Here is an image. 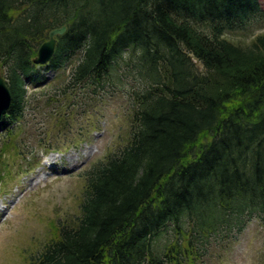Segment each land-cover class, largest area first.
<instances>
[{
	"label": "trees",
	"instance_id": "trees-1",
	"mask_svg": "<svg viewBox=\"0 0 264 264\" xmlns=\"http://www.w3.org/2000/svg\"><path fill=\"white\" fill-rule=\"evenodd\" d=\"M259 11V0H0V73L12 96L0 155L21 154L29 86L45 67L33 58L56 27L67 30L46 68L79 62L44 93L48 109L59 106L49 130L95 114L108 88L130 105L125 143L81 171L78 212L29 264H197L212 239L264 221V33L226 36ZM86 88L93 96L74 99ZM84 127L42 150L78 145ZM9 175L0 162V184Z\"/></svg>",
	"mask_w": 264,
	"mask_h": 264
},
{
	"label": "rangeland",
	"instance_id": "rangeland-1",
	"mask_svg": "<svg viewBox=\"0 0 264 264\" xmlns=\"http://www.w3.org/2000/svg\"><path fill=\"white\" fill-rule=\"evenodd\" d=\"M259 1L261 12L248 24L228 30L227 37L248 43L264 33V0ZM78 56L66 60L59 69L41 68L43 81L39 86H29L27 100L31 115L27 116V126L18 138L21 154L33 147L27 154V161L20 153L0 155V162L9 165L10 170V175L0 184V206L5 207V211L0 210V264H29L31 254L50 240L56 224L78 212L84 185L81 171L123 145L129 133V100L123 92L113 88L107 89L103 100L96 101L99 106L95 114L77 115L71 130L61 126L49 130L48 126H53L50 115L55 113L49 111L59 106L51 101L52 108L48 109L47 96L53 94L56 86L52 85L67 82L79 62ZM89 96H93L92 91L86 88L79 90L74 99ZM81 125H88L90 133L78 145L59 152L42 150L41 143L65 144L66 134L77 136ZM2 137L3 134L0 135V149ZM37 139L40 140L37 142ZM245 221L242 231H231L227 234L229 238L212 239L206 255L197 264H264V221L259 217Z\"/></svg>",
	"mask_w": 264,
	"mask_h": 264
},
{
	"label": "water",
	"instance_id": "water-1",
	"mask_svg": "<svg viewBox=\"0 0 264 264\" xmlns=\"http://www.w3.org/2000/svg\"><path fill=\"white\" fill-rule=\"evenodd\" d=\"M67 25H62L61 27H56L49 32V38L41 44L36 56L33 58L35 64H47L52 59L56 44L57 36L62 35L66 32ZM11 92L3 76L0 75V120L3 115L7 113L11 105Z\"/></svg>",
	"mask_w": 264,
	"mask_h": 264
}]
</instances>
